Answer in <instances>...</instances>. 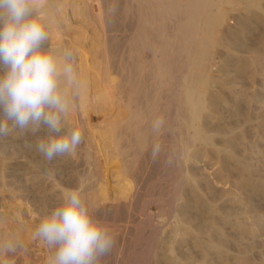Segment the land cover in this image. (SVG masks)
<instances>
[{
    "label": "rangeland",
    "instance_id": "374dc122",
    "mask_svg": "<svg viewBox=\"0 0 264 264\" xmlns=\"http://www.w3.org/2000/svg\"><path fill=\"white\" fill-rule=\"evenodd\" d=\"M228 1L216 0L217 22L203 35L207 55L196 70L207 81L196 85V124L205 126L207 139L198 140L187 128L184 102L175 110L170 89L158 100L149 78L154 55L137 34L143 13L151 14L140 0H44L55 19L48 43L73 50L88 84L65 120L82 130L83 140L70 156L49 162L35 151L37 137L0 138V240L19 232L23 244L15 254L0 255V264H46L50 250L32 233L65 190L81 185L95 217L115 236L102 264H264V0ZM181 14L170 13L167 29L179 38L188 30L176 27ZM219 94L227 101L211 113V98ZM158 102L165 125L155 133L148 111ZM134 109L138 115L128 117ZM130 119L141 129L131 128ZM218 126L229 129L232 147H223ZM111 129L120 136L117 141L112 132V143ZM90 133H100V140ZM156 142L162 150L153 160ZM231 153L252 163L251 190L240 187L238 177L246 172L234 158L224 163Z\"/></svg>",
    "mask_w": 264,
    "mask_h": 264
},
{
    "label": "clouds",
    "instance_id": "9594fccd",
    "mask_svg": "<svg viewBox=\"0 0 264 264\" xmlns=\"http://www.w3.org/2000/svg\"><path fill=\"white\" fill-rule=\"evenodd\" d=\"M54 22L44 0H0V138L14 133L37 137L35 151L49 162L70 156L82 143V130L66 127L65 120L88 87L73 50L48 43ZM164 125V118L157 117L152 131L159 133ZM161 150L159 142L152 145L153 160ZM172 162L169 156L166 163ZM32 239L50 250L46 264H102L116 242L111 228L95 217L83 185L65 190ZM22 247L20 233L12 232L0 240V255Z\"/></svg>",
    "mask_w": 264,
    "mask_h": 264
},
{
    "label": "bare ground",
    "instance_id": "6f19581e",
    "mask_svg": "<svg viewBox=\"0 0 264 264\" xmlns=\"http://www.w3.org/2000/svg\"><path fill=\"white\" fill-rule=\"evenodd\" d=\"M220 1H222V0H220ZM140 3L145 8H148L151 11L150 12L151 14H147L146 13L147 11L145 13H143L144 15L141 18L142 19L141 24H142L143 28L137 34H138L141 42H144L143 48H145V47L149 48L150 47L152 50V53L154 55V62H153L154 65H153V69H151L149 71V78L153 80L154 89L156 91V95L158 96V100L163 98V96H164L163 93H164V91H166V89H170V91H173L172 92V103H173L175 110L178 109L179 104L181 102H184V104L188 108L187 109L188 112L185 115V122H186L187 128L189 130L190 136L192 138L198 139V140L199 139L200 140L207 139V133H206L207 129L205 128V126H203V125L198 126L196 124V120L198 119V117L200 115V111H201L200 96H199L200 92L196 88V85H198V86L203 85L206 83L207 80L204 77V75L197 72L196 68L202 64V59H204L203 57L205 56V54L207 55V51H206L207 49L204 48L205 43H203L206 37H203V35L207 36L209 34V32L211 31V29L213 28V26L217 22V19H212V15L214 14V10H213L212 6L216 5V0H140ZM218 4H220V2H218ZM216 6H218V5H216ZM172 12L174 14H176V13L181 14L183 12L186 14L183 17H181L182 14L178 15L177 19L179 22L176 21L177 22L176 27L178 29H181L183 27H186L188 29L187 32L183 35V37H180V38L174 37V36L170 35V33L167 30L169 28V24H172V23H169V21H168L169 19H172L169 16L170 13H172ZM154 20L156 22L158 21V24L156 25L154 30H151L148 27V25H149L150 21H154ZM222 20H223V18H222ZM139 26H140V24H139ZM146 27H148V28H146ZM200 34H202V35H200ZM227 35H228V33H227ZM178 39L181 40V44L180 45L174 44V42L178 41ZM214 42H216V41H214ZM183 54H187L189 56L190 60L186 61L183 58ZM205 60H206V58H205ZM144 61H146V60H144ZM138 66H140V64ZM140 67H137V68H139L140 73H142V66H140ZM146 70H148V68ZM147 79H148V77H147ZM149 80H147V81H149ZM131 82L133 84L131 86H134V83H133L134 80H131ZM148 83L149 82H147V84ZM178 88H180V91H178ZM149 94L146 93V96H149ZM128 96H129V94H128ZM140 99H141V97H140ZM138 101H137V103H138ZM226 101H227V97H225L224 95L219 94V95L212 96L211 103L209 106L211 109V113L216 112V110H214V105L216 103H219V102L223 103ZM201 102H202V100H201ZM131 105H133V104H131ZM150 108H151V110L148 111L150 118L156 119L157 117H161L162 111L164 109V107L162 106L161 103L158 102V103L154 104L153 106H151ZM127 112H128L127 115L130 118H133V117L138 115V111H136L135 109L131 110V111H127ZM113 113H111V114L113 115ZM117 117H118V115H117ZM121 117L123 120V116H121ZM121 117H119V118H121ZM119 118H117V119H119ZM113 119H115V118H113ZM208 119H209V115H206L205 120L207 121ZM130 120L132 122L131 128H133L134 130H140L141 129L140 123H136L137 122L136 121L135 124L133 125L132 119H130ZM87 122L89 123V121H87ZM120 123L121 122H119V124ZM198 124H200V123H198ZM205 124H207V123H205ZM93 127H95V126H93ZM112 127L113 126H111V128ZM98 128H101V126L100 127L98 126ZM98 128H97V130H98ZM93 129H96V128H93ZM112 129H114V128H112ZM112 129L110 131L111 137H112V132H113ZM97 130L95 133L99 132L101 129L99 131H97ZM108 130H110V129H108ZM125 130H124V132H125ZM143 130H145V129H143ZM215 130L217 132L221 133L224 137L223 147L226 148L227 146L228 147L233 146L234 139L232 136L229 135V129L225 128V126L224 127L218 126L215 128ZM94 131L95 130H93V132ZM91 133H92V131H91ZM99 134H97V135L94 134V135H96L95 137L98 136V141L100 140V137H101V136H99ZM120 134H122V132H120ZM91 135H90V137H94V135H92V136ZM113 136H116L117 141L120 138V136H119V138L117 137V134L114 135V132H113ZM111 139H110V142L112 143L113 137ZM101 142H102V140H101ZM116 142H114V143H116ZM102 143H104V142H102ZM118 146L120 147L121 145H118ZM118 146L117 147L114 146V147H116L118 149ZM104 149H105V147H104ZM107 155H108V153H107ZM231 158H234L235 163H236V168L240 172H246L247 173V174L243 173L242 176L238 177L237 181H238L240 187L247 189V190L250 189L251 180H252L253 175L255 174V169L252 167V163H250L249 161L240 159L239 157L234 155V153H231L230 157H229V155L224 157V159H223L224 163H227V160L231 159ZM116 160H118V159H116ZM105 163H107V162H105ZM110 165H112V164H110ZM34 176H35V174H32L33 179H34ZM260 177H261V175L259 176V178ZM209 226L211 228L214 227L210 223L208 224V227ZM28 232H27V234H28ZM4 238H5V236H4ZM218 246H220V245L218 244Z\"/></svg>",
    "mask_w": 264,
    "mask_h": 264
}]
</instances>
